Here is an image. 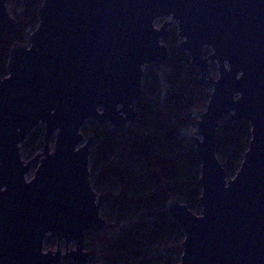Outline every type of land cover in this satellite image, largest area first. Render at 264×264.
<instances>
[{
  "label": "water",
  "instance_id": "1",
  "mask_svg": "<svg viewBox=\"0 0 264 264\" xmlns=\"http://www.w3.org/2000/svg\"><path fill=\"white\" fill-rule=\"evenodd\" d=\"M7 3L0 0V29L15 36L20 24ZM169 18L200 83L213 87L191 137L201 215L176 200L165 208L185 236L180 264H264V0H44L36 30L11 48L0 80V264H88L87 235L108 222L91 181L94 139L82 129L94 121L126 133L135 124L144 68L161 73L169 61L162 41L173 23L155 28ZM209 63L218 80H205ZM224 118L249 122L252 133L232 178L217 155ZM40 126L43 151L24 161L21 146ZM49 238L58 249L44 252Z\"/></svg>",
  "mask_w": 264,
  "mask_h": 264
},
{
  "label": "trees",
  "instance_id": "2",
  "mask_svg": "<svg viewBox=\"0 0 264 264\" xmlns=\"http://www.w3.org/2000/svg\"><path fill=\"white\" fill-rule=\"evenodd\" d=\"M43 3L44 0H8L9 13L20 27L15 36L0 29V80L8 76L11 48L27 44L29 35L36 30ZM166 43L170 52L166 69L161 73L156 70L153 74L156 82L149 88L150 93H154L162 86V92L153 99L143 91L136 106L135 124L126 133L95 123L90 130L85 129L97 140L92 149L91 181L94 190L105 197L103 207L106 205L108 212H103V218L109 221L116 212L115 225L111 226L113 235L108 231L87 235V245L93 253L92 264L101 261L124 264L137 258L130 244L137 230L145 231L153 240L175 235L183 239L182 229L169 221L165 212L171 200L187 204L200 215L201 163L192 136L186 131L196 125L194 116L207 107L210 94L200 83V74L191 58L179 48L175 30L170 32ZM44 138L43 129L38 128L24 143V147L38 143L31 156L44 147ZM251 138L249 122L222 120L218 128L217 155L230 178L240 170ZM116 186H119L118 191ZM175 244L176 247H170V253H174L170 258L165 260L160 254L141 264H180L182 242L177 240ZM136 245L143 248V242ZM166 251L162 253L167 254Z\"/></svg>",
  "mask_w": 264,
  "mask_h": 264
},
{
  "label": "rangeland",
  "instance_id": "3",
  "mask_svg": "<svg viewBox=\"0 0 264 264\" xmlns=\"http://www.w3.org/2000/svg\"><path fill=\"white\" fill-rule=\"evenodd\" d=\"M8 6V5H7ZM9 10V9H8ZM19 12V11H18ZM14 18V16H12ZM15 19V18H14ZM165 22H172L173 25L172 27L170 28V32L172 30H175L177 32V35H178V27H177V24L175 22H173L172 18H169V19H162L158 22V24H163ZM162 27V26H160ZM170 34V33H169ZM182 43V39H180L179 35H178V45H180ZM162 44H164L165 46H167L166 44V40L162 41ZM169 48V47H168ZM212 53V50L211 49H205V57H208L209 55H211ZM189 56V55H188ZM190 57V56H189ZM191 58V57H190ZM192 61V60H191ZM167 64V63H166ZM166 64L163 66V69L165 70L166 69ZM156 67L154 66H146L144 68V73H145V79H144V83H143V88H142V92L146 91L147 94H148V97H158L160 96L161 92H162V86L158 87L156 89V91L154 93H150L149 91V88L152 87L155 82H156V78L154 77V73L156 72ZM148 75V76H147ZM210 75V76H209ZM205 77V80H209L210 77L214 80H218L219 78V69H218V65L216 63H209V73L208 74H205L204 75ZM205 85V88L206 90L208 91L209 94L212 93L213 91V87L211 85H207V84H204ZM210 100V99H209ZM208 105V103H207ZM207 108V107H206ZM203 109L202 111H205L206 110ZM195 120H196V124L197 122L200 120V115L199 113H197L195 116H194ZM95 123L94 121H91V122H88L86 124V126L82 129V133L83 135L85 136L86 139H89L92 137V133L89 131V132H85V129H89L92 127V124ZM97 124V123H95ZM98 125V124H97ZM104 127H107V128H111V126L107 125V126H104ZM39 128H42L43 131H44V135H45V127L43 126H40ZM38 129V128H37ZM197 125L195 126H191L189 128V130H187L186 132H188L189 136H194L197 134ZM93 147L92 149L96 146V143H97V140L95 139V137L93 136ZM54 145H55V141L54 139L52 140L51 142V148L53 149L54 148ZM36 146H38V143H36ZM36 146H25L24 147V144H22L21 146V156H22V159L24 161H30L32 158H34L37 154L41 153L43 151V148L41 150H38L36 154L32 155L31 156V151L36 147ZM37 165L38 164H35L33 166V170L31 171L30 175L29 176H33L34 175V171L35 169L37 168ZM92 169V163H90V170ZM116 190L118 191L119 190V186H116ZM106 206V205H105ZM102 207V211H101V215L103 217V214L104 213H107L108 210L107 208ZM104 209V210H103ZM104 212V213H103ZM114 212V211H113ZM197 214V213H196ZM198 215V214H197ZM200 215H201V212H200ZM115 221H116V212L111 214V219H109L108 224H107V227L104 231H108V233H111V235H113L114 233L113 232V228H111V226L115 225ZM103 231V232H104ZM102 232H100L99 234H101ZM98 235V234H97ZM146 236V237H144ZM133 240H132V243L131 246L133 245L134 247H132L133 251H134V254L133 255H136L137 258H134L133 261L131 262H124V264H141L143 261H146L147 259L149 260H152V259H155L157 258L160 254H162V257H164V259H168V257L170 258L174 253H170V247H176V244H175V241L179 240L183 243L184 241V238L185 236H183V239H179L178 236H173L172 238H165L163 240H160L159 238L157 240H153L147 233H145V231H142V230H137L136 232L133 233ZM137 242H143V248L141 247L140 249L138 248V246L136 245ZM89 244V239L86 238L85 240V251L86 252H92L90 250V247H88ZM182 244H180L179 248L183 251L182 247H181ZM60 248H61V251L63 254H65L66 252V249H67V246L66 244L63 242L61 243L60 245ZM76 248V244L75 243H72L69 245V250H73ZM58 249V241L56 239H47L44 243V252H48L49 250L50 251H56ZM179 249V250H180ZM164 250L167 252V254H164L162 252H164ZM140 251H145V252H149L147 254H143V253H140ZM136 252V254H135ZM179 252V251H178ZM130 257V256H129ZM92 258V257H91ZM91 258L89 259V262L88 264H92V262L90 261ZM128 258V257H127ZM126 258V259H127ZM125 259V260H126ZM130 260V259H129ZM71 261H63L62 264H67V263H70ZM73 263V262H71ZM148 263V262H147ZM100 264H107L106 262L104 261H101ZM112 264V263H111ZM116 264H123V262H118ZM149 264V263H148Z\"/></svg>",
  "mask_w": 264,
  "mask_h": 264
},
{
  "label": "built area",
  "instance_id": "4",
  "mask_svg": "<svg viewBox=\"0 0 264 264\" xmlns=\"http://www.w3.org/2000/svg\"><path fill=\"white\" fill-rule=\"evenodd\" d=\"M162 20V19H161ZM160 21V20H159ZM159 21H157L156 22V24H155V28L157 29V30H159V29H161L162 27H163V25H164V23L163 24H158V22ZM160 26H162V27H160ZM30 36V35H29ZM29 38V37H28ZM33 179V176H27V181L29 182V181H31Z\"/></svg>",
  "mask_w": 264,
  "mask_h": 264
}]
</instances>
